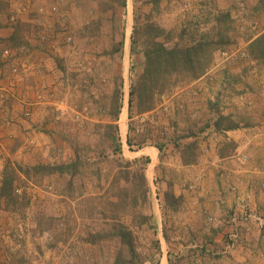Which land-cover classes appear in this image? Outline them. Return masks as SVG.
I'll return each instance as SVG.
<instances>
[{
  "label": "rangeland",
  "instance_id": "rangeland-1",
  "mask_svg": "<svg viewBox=\"0 0 264 264\" xmlns=\"http://www.w3.org/2000/svg\"><path fill=\"white\" fill-rule=\"evenodd\" d=\"M35 2L0 0V25L10 6L15 20H25L19 21L23 25L16 37L37 36L33 44L40 51V81L44 84L40 94L48 100H65L67 94L75 118L61 131L68 154L55 149L48 160L29 156L19 164L7 162L0 168L2 263L43 264L27 253L39 244L43 248L40 253L61 264H183L184 257L174 255V241L169 242L180 234L184 222L178 216L181 208L164 206V193H173L182 184L175 159L184 136L180 133L185 128L183 117L192 114L184 110L182 100L195 97H188L194 80L172 75L167 90L155 95L154 108L142 113L137 110L136 97L129 108L130 87L143 72L144 53L155 35L149 26L160 30L155 40L168 48L213 43L212 59L199 87L210 81L216 70L223 71L229 63L250 55L238 47L239 31L233 25L239 16L222 19L220 26L216 22L220 13L213 12L210 0H51L39 7ZM57 36L64 40L59 38L57 43ZM218 40L220 46L215 44ZM1 44L5 46L2 59L4 51L16 52V60H10L13 65L23 68L27 64L20 60L23 57L18 58L20 48L5 40ZM57 46L59 53L55 52ZM60 50L66 62L63 55H57ZM58 85V90L51 91ZM118 87L120 100L115 94ZM11 89L1 93L0 101L15 95ZM168 100L171 104L163 103ZM84 104L92 105L88 122L80 120L91 108ZM28 106L25 118L31 116ZM139 141L142 146L138 149ZM74 161L73 173L42 176L31 171L26 177L18 171V167ZM142 168L146 187L140 178ZM123 231L130 234L131 251L117 236ZM214 256L219 255L201 259L199 264L220 263L212 260ZM97 257H101L100 263L95 261Z\"/></svg>",
  "mask_w": 264,
  "mask_h": 264
},
{
  "label": "crops",
  "instance_id": "crops-1",
  "mask_svg": "<svg viewBox=\"0 0 264 264\" xmlns=\"http://www.w3.org/2000/svg\"><path fill=\"white\" fill-rule=\"evenodd\" d=\"M21 2L24 4V0ZM50 2L36 0L35 4L47 6ZM210 2L215 13L239 16L240 20L233 26L239 31L238 47L243 50L249 51L250 44L264 34V0ZM8 10L3 25H0V42L5 40L11 44L9 46L20 48L18 58L23 57L20 60L27 64L18 76L12 77L10 68L14 62L0 56V95L12 88L17 96L14 98V94H9L10 97L0 101V168L7 162L19 164L29 156L48 160L55 149H64L68 154L69 148L66 149L68 146L61 131L75 118L66 101L67 94L63 96L65 100H48L45 94H40L44 84L40 81V51L34 45L37 36L16 37L23 25L19 21L25 20H15L11 16V6ZM34 16L38 14L34 13ZM47 24L54 26V23ZM63 37L57 36V43ZM4 47L0 45V53ZM58 51L59 46L55 48V52ZM57 55L62 56V51ZM246 58L229 63L223 71L216 70L210 81L200 88L198 85L204 76L195 79L188 96L195 97L182 100L184 110L192 114L183 117L185 128L179 129L184 136L179 145L188 141L195 143L196 157L186 164L179 154L175 157L182 172V184L173 193L181 197L178 216L184 222L180 234L170 238L169 242L174 241V255L178 259L183 256V264H199L201 259L204 261L214 254L220 256L212 258L220 260V263L212 262L216 264H264V64L249 54ZM56 62L62 64V61ZM47 85L51 87L52 83ZM53 88L58 90L59 85L51 91ZM163 103L171 104L169 100ZM27 104L31 110L30 118L23 115ZM86 105L90 107L91 104L83 107ZM90 110L92 113V105L88 113L80 115V120L90 121ZM240 156H244V161ZM243 208L257 211L262 222L257 218L239 221L236 228L238 241L227 251L224 235L230 229L228 222L232 214L242 212ZM29 250L27 253L33 254L36 263L61 264L47 258L46 253H40L43 248L39 244ZM97 258L95 261L100 263L101 257ZM2 260L0 256V264H5Z\"/></svg>",
  "mask_w": 264,
  "mask_h": 264
},
{
  "label": "trees",
  "instance_id": "trees-1",
  "mask_svg": "<svg viewBox=\"0 0 264 264\" xmlns=\"http://www.w3.org/2000/svg\"><path fill=\"white\" fill-rule=\"evenodd\" d=\"M222 19H230V15L227 12H221L220 15L217 16L216 22L220 24V26L222 25ZM149 28L155 31V35L148 43L144 53L145 66L143 72L138 77L137 82L131 85L129 94V108L132 106L133 97H136L137 110L139 113L148 112L154 108L156 103L155 95L167 90L169 86L167 84L168 79L172 75L181 74L188 76L190 80L199 78L209 65L212 59L211 52L213 51L210 50L213 43L203 41L197 44H190V46L187 47L174 46L168 48L164 43L155 40L159 37L160 30L158 31L151 26H149ZM215 44L220 46L222 42L218 40ZM15 45L16 44H12V46ZM249 51L253 59L264 61V34L250 44ZM119 88L120 87L115 89V94L120 100ZM114 116H117V114ZM127 143L131 145L130 140H128ZM141 146V141H139L137 145L138 149L141 148ZM179 153L184 164L194 161L196 157L195 143H191V145H179ZM76 164L77 163L74 161L67 165H37L28 169L18 167V171L26 177L29 176L31 171L42 176L50 173L64 174L72 172L73 169L75 170ZM141 172V182L144 187H146L143 168ZM7 183L10 184L11 182L9 181ZM145 193H147L146 190ZM181 203V197H177L170 191L164 193V206L174 210L180 208ZM117 236L120 238L121 243L127 245L131 251L132 242L130 241V234L123 231Z\"/></svg>",
  "mask_w": 264,
  "mask_h": 264
},
{
  "label": "built area",
  "instance_id": "built-area-1",
  "mask_svg": "<svg viewBox=\"0 0 264 264\" xmlns=\"http://www.w3.org/2000/svg\"><path fill=\"white\" fill-rule=\"evenodd\" d=\"M67 41L69 42V39H67ZM224 55L226 56V53H224ZM15 56H17L16 52H8V51H4L3 52V59L5 60H11L14 59ZM22 69V67H20L19 65L15 64L11 67V75L16 77L19 75L20 70ZM207 75V74H206ZM27 115H29L28 110L26 111ZM243 160L245 159L244 157L242 158ZM252 218H257L258 222H262L261 218L257 215V211L256 212H252L249 211L247 208H243L242 212H239L238 214H232L231 218L228 222V225L230 226L229 231L226 233V237H225V246H226V250L229 251L231 249H233L236 246V243L238 241V235L236 233V228L238 226V222L239 221H246L248 219H252ZM210 221H213L212 219H209ZM232 230V231H230Z\"/></svg>",
  "mask_w": 264,
  "mask_h": 264
},
{
  "label": "clouds",
  "instance_id": "clouds-1",
  "mask_svg": "<svg viewBox=\"0 0 264 264\" xmlns=\"http://www.w3.org/2000/svg\"><path fill=\"white\" fill-rule=\"evenodd\" d=\"M14 60H16V59H14ZM6 61H10V60H6ZM12 66H13V65H12ZM12 66H11V67H12ZM10 70H11V68H10ZM10 72H11V71H10Z\"/></svg>",
  "mask_w": 264,
  "mask_h": 264
}]
</instances>
